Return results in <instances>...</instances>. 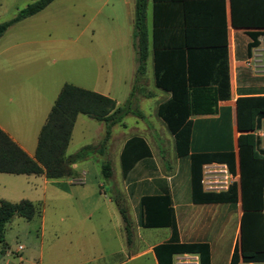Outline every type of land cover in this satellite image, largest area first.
I'll return each mask as SVG.
<instances>
[{
	"label": "rangeland",
	"instance_id": "obj_1",
	"mask_svg": "<svg viewBox=\"0 0 264 264\" xmlns=\"http://www.w3.org/2000/svg\"><path fill=\"white\" fill-rule=\"evenodd\" d=\"M35 1L0 0V22L12 20ZM132 8L133 0H54L0 37V64L12 65L14 70L8 76L17 72L24 104H44L39 120L36 113L25 112L24 126L45 120L65 84L109 96L117 106L130 99L132 109L140 113H129L113 126L104 144L105 124L86 115L77 117L67 154L89 149L84 160L75 164L74 184L67 191L53 185L44 189L39 177L0 174V201L26 199L40 207L32 220L16 216L6 226L0 264H157L153 254H143L165 233L137 226L134 198L129 204L124 191L119 154L127 139L143 136L164 174L176 169L178 159L174 138L157 115L165 93L155 87L150 63L138 71ZM11 96H3V103ZM196 132L199 143L206 141L201 130ZM104 162L111 164L110 179L102 174ZM224 175L212 177L218 180L215 188L229 182ZM31 182L37 184L35 188ZM183 192L176 199L178 209L183 206ZM113 193L124 198L132 223L131 245L112 201ZM222 242L225 252L229 232ZM20 245L23 250L18 252ZM224 260L222 255L216 262ZM175 264H199V259L181 256Z\"/></svg>",
	"mask_w": 264,
	"mask_h": 264
},
{
	"label": "trees",
	"instance_id": "obj_2",
	"mask_svg": "<svg viewBox=\"0 0 264 264\" xmlns=\"http://www.w3.org/2000/svg\"><path fill=\"white\" fill-rule=\"evenodd\" d=\"M54 0H37L21 10L15 18L0 22V37L14 24L36 15L47 8ZM155 3L157 0H154ZM148 0H135L133 19V45L138 52V71L146 66L149 55V31L147 28ZM156 15V6H155ZM233 24L264 28V0H232ZM156 24V20H155ZM264 35V33H262ZM260 34H251L254 41ZM156 38V31L154 33ZM256 46L251 44L250 50ZM174 48H159L156 40L154 51L155 87L171 94V97L158 105L157 115L166 124L174 137L177 157L189 156L191 161V187L194 203H235L240 197L243 213L240 220V238L234 248L230 264L264 263V149L256 131L264 119V96H243L236 101V127L240 132L237 143L238 153L207 152L190 153L193 121L191 115L211 114L216 110L219 100L229 99L228 81L213 89L197 86L193 72L176 64ZM162 51V52H160ZM180 56V55H178ZM176 58V59H175ZM181 67V70H180ZM226 75V72H225ZM129 113L140 115L133 110L128 99L123 106L109 96L87 90L72 84H65L42 127L35 157L31 158L0 128V173L13 175H43L48 180L69 179L75 176L72 165L84 160L82 148L75 154H67L72 131L78 115L105 124L103 144L111 134V128L121 124ZM151 157V150L144 138H129L121 151V171L123 178L141 159ZM239 162V182H232L226 191L207 192L203 186V167L211 163L225 164L235 175L236 162ZM105 179L112 176L110 162L102 164ZM121 216L127 244L131 245L133 231L124 198L113 193ZM39 205L30 200L11 202L0 201V243H3L6 226L19 216L32 220L39 214ZM138 224L143 228L170 227L171 239L153 247L157 264H174L176 255H198L200 264H211L208 243H180L171 197L168 193L143 196L138 210Z\"/></svg>",
	"mask_w": 264,
	"mask_h": 264
},
{
	"label": "crops",
	"instance_id": "obj_3",
	"mask_svg": "<svg viewBox=\"0 0 264 264\" xmlns=\"http://www.w3.org/2000/svg\"><path fill=\"white\" fill-rule=\"evenodd\" d=\"M132 10L133 22L135 0H133ZM147 28L150 49L146 65L151 64L154 85L153 44L155 40L159 48H174L175 57H183V60H175V62L181 66L183 63L185 70L190 69L193 72L194 82L197 86L213 89L225 84L226 80L228 81L230 97L229 99L219 100L214 113L190 116L193 121L190 153L233 151L237 154V139L240 132L237 131L236 127V101L243 96H264V35L262 34L264 28L243 26V24L235 26L232 19V0H157L156 3L154 0H148ZM155 31L156 38H154ZM251 34L260 35L254 41ZM251 44H256V46L249 53ZM13 70L12 65L0 64V128L23 151L34 158L40 131L46 123L58 96L44 121H40L39 125L38 121H35L24 126L25 112H32V116L36 113L37 120H39L41 117L38 118V114L40 115L41 111H45V109L42 106L44 104H38L37 102L33 103L31 107L24 104L22 87L20 84L18 85L17 72L8 76V73ZM163 92L165 96L161 103L171 97L170 93ZM8 94L12 95L9 102L3 103L2 97H7ZM196 129L203 132L206 139L203 143H199L200 134L196 132ZM255 133L260 137L261 148L264 149V119L261 128ZM140 137L147 142L151 150V157L139 160L129 171L126 178L122 176L123 185H125L124 191L129 204L134 198L133 205L135 206L137 226L140 227L138 224V210L141 198L147 195L155 196L168 193L174 209L179 242L208 243L211 252V264H230L234 248L240 238V220L243 213L240 188L239 200L235 203H194L192 199L190 157H177L176 169L173 168L170 171L171 174H164L150 143L145 137ZM75 164L72 165L74 172ZM210 171L213 174H209ZM220 173L225 174L224 177L227 180L229 179V182L220 189L210 187L208 185L209 179L218 176ZM26 176L39 177L43 181L44 189L48 185H53L65 191L68 190L69 185L74 184L71 179L75 177L69 178L70 181H67L68 179L48 180L43 175ZM239 179L238 159L235 175L228 171L225 164L211 163L203 167V186L207 192L226 191L232 182H239ZM174 180L178 182L177 186ZM30 184L34 188L37 185L34 182ZM183 189L185 198L183 206L178 209L176 199ZM32 202L35 203L36 201ZM143 229H156L165 233L163 239L148 245L150 249L143 255H154L153 247L168 242L172 236L170 227ZM227 232H229L230 243L228 249L223 252L222 247L225 246V243L222 241L226 238ZM222 255H224L225 260L221 263L216 262L217 258ZM181 256L198 257V255L192 254L176 255L174 264L176 259ZM238 264L264 263H245L240 259Z\"/></svg>",
	"mask_w": 264,
	"mask_h": 264
},
{
	"label": "built area",
	"instance_id": "obj_4",
	"mask_svg": "<svg viewBox=\"0 0 264 264\" xmlns=\"http://www.w3.org/2000/svg\"><path fill=\"white\" fill-rule=\"evenodd\" d=\"M209 174H213L212 171H210ZM213 177H215V176H213ZM217 181H218V180H216V179L214 180V178L211 177V178L209 179L208 185H209L210 187H215V186H213V185H214L215 182H217ZM22 250H23V246L20 245V246L18 247L17 251H18V252H21ZM198 259H199V258H198ZM199 264H200V263H199Z\"/></svg>",
	"mask_w": 264,
	"mask_h": 264
}]
</instances>
